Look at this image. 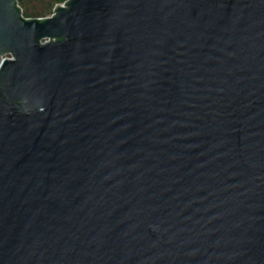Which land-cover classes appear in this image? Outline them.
<instances>
[{"label": "water", "instance_id": "1", "mask_svg": "<svg viewBox=\"0 0 264 264\" xmlns=\"http://www.w3.org/2000/svg\"><path fill=\"white\" fill-rule=\"evenodd\" d=\"M16 2L0 264H264V0Z\"/></svg>", "mask_w": 264, "mask_h": 264}, {"label": "trees", "instance_id": "2", "mask_svg": "<svg viewBox=\"0 0 264 264\" xmlns=\"http://www.w3.org/2000/svg\"><path fill=\"white\" fill-rule=\"evenodd\" d=\"M65 0H17L16 5L20 8L23 19L45 18L52 13L56 5Z\"/></svg>", "mask_w": 264, "mask_h": 264}, {"label": "rangeland", "instance_id": "3", "mask_svg": "<svg viewBox=\"0 0 264 264\" xmlns=\"http://www.w3.org/2000/svg\"><path fill=\"white\" fill-rule=\"evenodd\" d=\"M48 16H50V15H47L46 17H48ZM5 58L9 59L10 56L9 55H6Z\"/></svg>", "mask_w": 264, "mask_h": 264}, {"label": "built area", "instance_id": "4", "mask_svg": "<svg viewBox=\"0 0 264 264\" xmlns=\"http://www.w3.org/2000/svg\"><path fill=\"white\" fill-rule=\"evenodd\" d=\"M51 15H52V13L50 14V16H51ZM45 42H47V40H45V41H42L41 43H45ZM10 58H11V57H10ZM10 58H9V59H10Z\"/></svg>", "mask_w": 264, "mask_h": 264}]
</instances>
